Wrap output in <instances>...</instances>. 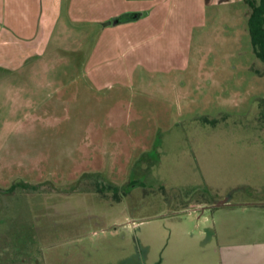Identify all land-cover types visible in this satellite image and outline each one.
Wrapping results in <instances>:
<instances>
[{"label": "rangeland", "instance_id": "rangeland-1", "mask_svg": "<svg viewBox=\"0 0 264 264\" xmlns=\"http://www.w3.org/2000/svg\"><path fill=\"white\" fill-rule=\"evenodd\" d=\"M213 1L167 0L94 77L101 23L67 14L42 15L47 48L0 56V264H199L211 224L264 238V63L248 6Z\"/></svg>", "mask_w": 264, "mask_h": 264}, {"label": "crops", "instance_id": "crops-1", "mask_svg": "<svg viewBox=\"0 0 264 264\" xmlns=\"http://www.w3.org/2000/svg\"><path fill=\"white\" fill-rule=\"evenodd\" d=\"M134 2L139 3L134 4ZM60 5L59 11L54 6L53 0H0L2 59L16 62L21 56L38 53L42 47L47 48L54 38L59 19L51 20L45 17V21H42V15L67 14L71 20L87 25L88 29L101 23L102 27L97 38L102 39L103 35L106 37L105 42L101 44L99 40L93 46L88 58L93 71V74H90L94 77L101 64L112 61L116 51L112 52L117 47L124 45L125 48H129L152 41L153 36L159 34L167 24L164 22L165 16L172 13L171 5L167 0H66L65 3L61 0ZM129 13H138L139 17L133 21L103 25L119 15ZM173 28L177 27H171V30L175 31L176 29ZM102 51L105 57L107 56L104 57L105 59L101 58ZM216 204L218 202L214 201L206 207L211 208L215 213L220 211L218 209L222 206ZM194 207L200 208V211L205 208L202 202L195 204ZM210 227L208 230L203 228V233L205 231L209 233L210 240L207 241L206 247L198 250L199 264H264V238L256 237L253 232L249 233L251 231L249 229L244 234L246 230L244 227L241 230L240 228L219 230L214 224ZM198 234L202 235L201 232ZM177 235L189 238L195 236V233L182 226ZM195 237L197 239L198 236ZM158 263L162 264L160 261Z\"/></svg>", "mask_w": 264, "mask_h": 264}, {"label": "trees", "instance_id": "trees-1", "mask_svg": "<svg viewBox=\"0 0 264 264\" xmlns=\"http://www.w3.org/2000/svg\"><path fill=\"white\" fill-rule=\"evenodd\" d=\"M243 2L249 8V13L247 14V30L252 51L255 57L264 63V0H243ZM138 17V13H129L119 15L113 20L116 23H123L133 21ZM108 187L110 188V186Z\"/></svg>", "mask_w": 264, "mask_h": 264}, {"label": "water", "instance_id": "water-1", "mask_svg": "<svg viewBox=\"0 0 264 264\" xmlns=\"http://www.w3.org/2000/svg\"><path fill=\"white\" fill-rule=\"evenodd\" d=\"M110 23L116 24V21L115 20H113L112 22L108 21L106 24H110ZM103 25H105V23H103Z\"/></svg>", "mask_w": 264, "mask_h": 264}]
</instances>
